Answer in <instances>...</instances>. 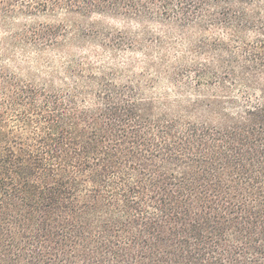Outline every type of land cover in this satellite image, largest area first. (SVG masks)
I'll list each match as a JSON object with an SVG mask.
<instances>
[{
    "label": "trees",
    "instance_id": "trees-1",
    "mask_svg": "<svg viewBox=\"0 0 264 264\" xmlns=\"http://www.w3.org/2000/svg\"><path fill=\"white\" fill-rule=\"evenodd\" d=\"M0 28V264H264V0H0Z\"/></svg>",
    "mask_w": 264,
    "mask_h": 264
},
{
    "label": "rangeland",
    "instance_id": "rangeland-1",
    "mask_svg": "<svg viewBox=\"0 0 264 264\" xmlns=\"http://www.w3.org/2000/svg\"><path fill=\"white\" fill-rule=\"evenodd\" d=\"M49 19L47 18H37L35 20H32V22H37V23H44L46 21H48ZM101 22V21H100ZM25 23V20L20 19L19 22H17V24H22ZM101 26H110V27H122L123 24L118 22V21H112V20H104L99 24V27ZM3 34V30L0 28V38L1 35ZM52 56V55H51ZM40 60V59H39ZM38 59H31L29 62H24V60H21L20 58L18 59L17 64H11L8 63L7 65L14 71L20 73L21 75L27 76L29 75V73L32 74H39L41 72V74H45L46 70L45 67L43 66L42 63H40ZM3 63H6V60L2 61ZM55 64H57L59 61L58 59H54ZM164 86V85H162Z\"/></svg>",
    "mask_w": 264,
    "mask_h": 264
}]
</instances>
